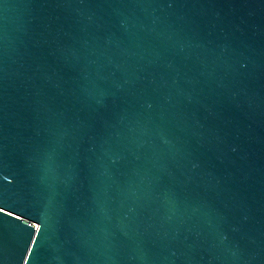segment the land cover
I'll list each match as a JSON object with an SVG mask.
<instances>
[{
    "label": "water",
    "instance_id": "obj_1",
    "mask_svg": "<svg viewBox=\"0 0 264 264\" xmlns=\"http://www.w3.org/2000/svg\"><path fill=\"white\" fill-rule=\"evenodd\" d=\"M0 264H264V0H0Z\"/></svg>",
    "mask_w": 264,
    "mask_h": 264
}]
</instances>
